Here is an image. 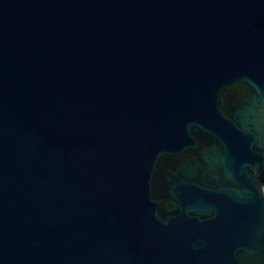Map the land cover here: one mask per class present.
<instances>
[{
	"label": "water",
	"instance_id": "95a60500",
	"mask_svg": "<svg viewBox=\"0 0 264 264\" xmlns=\"http://www.w3.org/2000/svg\"><path fill=\"white\" fill-rule=\"evenodd\" d=\"M0 264H264V0H0Z\"/></svg>",
	"mask_w": 264,
	"mask_h": 264
}]
</instances>
